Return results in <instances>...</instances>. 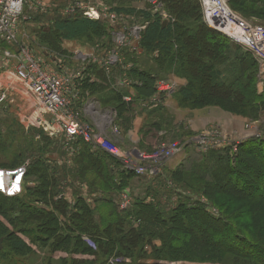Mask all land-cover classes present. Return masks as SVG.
I'll list each match as a JSON object with an SVG mask.
<instances>
[{"label": "trees", "instance_id": "obj_1", "mask_svg": "<svg viewBox=\"0 0 264 264\" xmlns=\"http://www.w3.org/2000/svg\"><path fill=\"white\" fill-rule=\"evenodd\" d=\"M164 2L170 13L165 25V18L158 10L115 8L119 12L135 14L147 23L142 30L141 47L152 63L142 65L134 52L128 50L125 54L130 62H137L129 71L132 92L112 88L108 100L96 97L106 104L113 101L122 114L135 101L142 103L156 94L157 79L174 75L185 80L174 96L183 106L190 104L200 108L215 104L236 113L244 109L243 116L251 119L264 116V95L258 93L257 87V60L251 52L244 47L242 50L241 45L210 27L203 18L199 0ZM229 2L231 8L247 18L264 21V0ZM96 33L101 34L102 47L111 49L112 40L104 41L107 38L104 36L109 37L111 30L101 20H92L82 14L57 18L53 24L36 30L34 35L37 42L65 52L59 46L62 39L81 40L95 37ZM201 42L209 48L203 57L189 56L191 51L198 53L196 44ZM155 51L158 55L153 57ZM91 66L97 68L94 64ZM96 73L100 76L98 82L101 83L98 84L103 83L101 87L112 84L103 68L98 66ZM88 78L89 75L82 81L85 91L89 90L85 87ZM89 91L91 95L96 94L93 89ZM127 95H131L129 102L124 100ZM159 97L160 101L151 108V113L161 111L156 114L158 120L150 124L148 131L151 133L167 128L173 122L166 109L161 110L166 93ZM132 119L125 120L128 126L132 125ZM46 139L47 148L39 146L34 153L37 156L31 157L23 195L8 197L0 193L8 201L4 206L0 204L1 214L6 217L0 223V237L4 238L0 264H31L36 256L32 252L37 248L38 264H227L228 255L233 256L231 264H264V134L243 140L237 150L231 146L206 154L197 153L189 143L187 149H191L192 158L166 169L164 176L160 172V178L156 179L158 188L152 186L155 179H148L150 183L142 196L133 194L131 185L128 186L141 175L124 168L122 162L108 151L93 149L92 144L80 138L74 143L77 150L73 163L67 165L63 158L68 151L61 145L60 159H53L48 153L55 150L59 153L60 149L51 148L55 140ZM107 144L113 145L109 141ZM150 147L144 149L152 152ZM255 163L261 164L260 174L255 175L256 188H237L241 169L253 172L251 167ZM230 175H234L236 185H231L234 189L227 193L230 195L227 202L217 204L215 199H209L204 203L197 199L213 194L216 186L229 185ZM30 180L34 182L30 183ZM82 183L89 187L90 203L81 188ZM167 184L177 190L178 198L174 202H164L160 197ZM67 188L72 190V201L66 198ZM179 190H182L181 194ZM125 191H129L130 204L121 208L117 199ZM239 201L243 203L241 207L230 208ZM252 211L258 215L248 218L247 222L233 219L239 220ZM227 212L234 213L233 217ZM206 221L209 224L202 227L200 223ZM17 229L23 230L24 236L16 235ZM221 229L229 231L241 244L240 248L228 245L224 241L226 236L220 235ZM209 232L214 234L213 239ZM44 251H48L49 256Z\"/></svg>", "mask_w": 264, "mask_h": 264}, {"label": "rangeland", "instance_id": "obj_2", "mask_svg": "<svg viewBox=\"0 0 264 264\" xmlns=\"http://www.w3.org/2000/svg\"><path fill=\"white\" fill-rule=\"evenodd\" d=\"M39 1L41 2L39 8H43L45 11H40V9L37 11L34 19L32 20V22L34 23V25H36V27L34 28L29 26L31 28V32L33 31L35 32L36 30L38 31V29H40L41 27H44L46 25L49 26L50 24H53V22L57 18L67 19V18L76 17L79 14L81 15L82 9H76L74 13L72 12L65 13V10L69 9L68 7H73L75 2L77 3L79 2L81 4H91L89 1L93 2L94 0H39ZM102 1L104 2L103 3L104 5L110 6L111 8L125 7V8H137L139 10H147V11L149 10L151 12H156L157 10L160 12H165L166 20L169 18L170 15L168 10L165 8L166 4L164 0H160L158 4H152L151 3L152 0H102ZM99 3L100 2L96 3L95 5L98 7ZM229 3L230 2H228V4ZM159 4H162L161 10ZM233 11H235L237 14H239L242 18H244L247 22H249L252 25L264 26V21L258 18H247L239 11L234 9ZM124 13L128 16L122 17L121 19L117 18L116 19L117 23H115L116 25L114 27L110 26V22L107 19H99L106 24L109 31L111 30V35H109V37L104 36L107 37L104 39V41H107L108 39L109 41L110 39L112 40L110 43L112 48L108 50L110 51L113 49L116 50L114 54L116 55V59L113 60L114 62L110 64V67L108 65L109 72L107 73L110 76L109 78L112 79V84L107 88L101 87L103 83L98 84L101 83L98 82L100 80V76L99 74L96 73L99 64L96 61H94L95 58H97L100 52L102 51V49L99 48L97 50L96 48L99 44H101L100 43L101 41H99V38H101L99 37L101 35L100 33H96L95 37L90 36L89 38L86 37L81 40H76L75 42H69L70 43L69 46L66 47L63 45L65 40L62 39L59 46L63 50H66L65 52H63L62 50L58 51V49L56 50V48L52 47V45L51 46L47 45L48 46L47 47L43 45L40 41H38V53H40V55L42 56L44 55L48 59L50 64L53 65L52 67L54 66L58 67V65L60 64L63 65L65 69H69L74 72L79 71L81 67H86V71H84L83 78L85 77L87 78L88 75L89 78L85 84V87L86 89L89 90L93 89L96 94L91 95L90 94L91 92L89 90H86L87 91L86 92L84 89L81 88V95L79 98V102H84L87 100L88 101L87 104L92 103L93 104L92 106L96 114L91 113L93 114V116L84 115L85 113L82 110L81 113V116L83 115L82 118L84 120L89 121L90 124L96 130V132L102 133V135L105 136V138H107L109 142L113 143V145H116L119 148H122L124 151H128L133 154L135 150L144 157L149 155L156 157V159L153 162L146 163V165L158 166L159 174L152 175V177L143 175L140 178L138 177L134 179V181L128 185L129 187L131 185L130 191L133 194L137 196L144 195L143 193L148 183H150L149 182L150 180L148 179H155L153 181L152 186L158 188L159 184L158 182H156V179L160 178L159 176L160 172L163 173L164 176L166 169L174 168L173 167L174 164H170L171 159L165 161L163 158L159 157L162 153H164L161 150L163 147H166L167 149L169 148V146L173 147V145L179 146L180 144L184 145L185 143L186 144L192 143L197 153L206 154L212 150H222L231 147L233 146V143L235 141L240 140V142H242L243 140L252 138L253 136H260V134H264L263 115L261 117H258L257 119H251L243 116L242 112H244V109H242L241 112H239L240 111L239 110L236 113V112H232L231 110L221 108L219 105H215V104H208L200 108L191 107L190 104H186L185 106L179 104L178 100L174 98V96H175V92L179 89V87L183 83H181L179 78L174 75L168 76L166 78H159L155 82L156 93L158 92L157 83L161 80H166L167 82L169 81L170 83H173L175 85V88L174 91L170 93L173 99L165 104L167 99V97H165L164 99L165 105H163L164 107L161 109V110L166 109L167 113L171 115V119L173 122L169 126H167V128L158 129L157 132L154 133L153 132L151 133L148 130L150 129L151 126L150 124L158 120L156 114L161 113V111L158 113H151V110L154 109L152 108V106L159 102L160 97L159 96L155 97L156 94L150 96L147 100H144L142 103L140 101H135L132 107L128 106V110L125 109L126 111L123 112L125 114L122 113L124 115L122 117H120V115L122 114L116 108V105L114 104L113 101L110 100V102L106 104L102 99L97 98L96 96H99L100 98L104 97V100H108L107 97H109L110 92H112V88L115 91L121 89H128L130 90V92H132L133 89L131 88V84L125 85L126 83L124 82L126 78H130L129 71H131L132 69L131 67H134L137 64V62L136 64L130 62V59L125 54V52H128L129 49L137 46V51L135 56H137V58H139L142 61V65H146V64L151 65L150 63H152L151 59L148 58L147 55H145L146 52L144 53L141 47L142 30L145 28L147 23L142 21L141 17L137 16L136 18L135 14H130L127 12ZM126 24L130 25V27L133 28L134 32H136L137 27L140 28V30H138V34L134 36L136 42L133 43V45L123 42L125 45L120 46L121 44L116 40L117 37L119 36L116 32L123 30L122 28ZM120 36H122V39H126V38L128 39V37H126L123 33H120ZM30 37L32 38V35ZM43 41L47 43L46 40ZM210 46L212 45L210 44ZM241 47L242 50L245 48L242 45ZM196 48L198 49L197 54L192 53V51L189 53V56L193 57L194 59H200V57H203L205 50L209 49L206 46H204L202 42L197 43ZM76 50L81 51L82 53L81 58L78 60H74L71 56V53H73ZM93 53L96 56L93 57ZM157 53L158 51L152 52V56L154 57V54L158 55ZM85 56H87V58H84ZM256 63L258 66V73L256 76L258 82V86H257L258 93L260 94L262 93L264 95V69L260 66V63L258 61H256ZM93 64L94 66H97V68L91 66ZM4 71H5L4 69L0 70V79ZM82 81L83 79L80 80L81 86H83ZM91 81L92 82L96 81V82L91 83ZM16 84L18 85L16 86ZM89 85L91 86L89 87ZM21 86L24 85L22 83L20 85L19 81L10 85V83L5 84L3 83V80H0V96L1 95L6 96L4 102L0 104V143L3 144V146L0 147V169H15L23 166L24 164H26V167L28 169L32 159L31 157H34L36 155L34 154L36 148H38L39 146L42 148H47V145H45L47 141L46 137H50L51 139H53V141L55 140L53 142V147L51 146V148L60 149L58 153L57 150L51 151L52 149L50 148L51 152L48 154L49 155L51 154L53 159L54 157L56 159L58 158L60 159L61 157L60 155H61L62 143L60 139L48 134V131H46L44 128L39 126V124L36 121L34 122L35 123L34 125L30 126L28 124L29 121L28 119L29 118L31 119L33 113L36 111V105L32 93L26 87H23L25 88L23 100L20 102V100L17 99L14 87L16 88L18 87L20 89ZM126 97H130V100H127ZM154 97L157 98L155 101L152 100ZM124 100H126L127 102L131 101V95L125 96ZM79 110L81 109L79 108ZM97 117H105L106 119L100 120ZM130 118H133L132 125L128 126L125 120H129ZM205 139H209L210 143L212 142L214 146L210 150L204 152L198 149L196 143H198V141H202ZM145 146H148V148L149 146H151L150 148L153 151L151 150L152 152H148L147 149L146 150L144 149ZM93 149L99 150L98 147L96 146H94ZM233 149L237 150V148H233ZM190 150L186 149V151L182 155L180 162L191 156ZM168 153L169 152H165L166 155H168ZM74 155L75 154L70 155L69 152L68 154L66 153V157L63 158L64 162H67V165H71L73 163ZM58 161L61 165L62 164L61 160ZM247 163L251 164V162L248 161ZM15 164H18V166L12 168V166H14ZM251 168L255 174L250 170L241 169L240 171L241 173L237 181L239 183L237 184V188L240 189L241 186H249L251 188H256L255 175L260 174L258 172V169L260 170L261 164L258 165V163H255ZM233 176H231L229 185L226 184L223 187L216 186L215 189L212 190L213 194L208 196L201 195V197H198L197 199H199L201 202L204 203L206 202L208 203L212 199H215L217 201V204L219 202H227V200L230 197V195L227 193L233 192L232 189H234L231 186L235 184V181L233 180L234 178ZM29 182L31 183L34 181L30 180ZM176 191L175 188L172 190V188L168 187L167 184V186L164 187L160 197L164 202L169 200H172L174 202V200L178 198V196L175 195ZM181 193L182 190H179V194ZM170 196L171 198L169 199ZM0 200H1L0 204H2L3 206L4 203L8 202L1 195H0ZM117 200L118 202H121V197H119ZM242 204H240L239 201L237 202L236 205L231 206L230 208L231 209L238 208L241 207ZM228 205L226 206L228 207ZM1 211L2 210H0V223H3L4 218L6 217H4V215L1 214ZM227 214L229 217L232 218L234 213L232 214L231 212H227ZM257 215H258L257 212L252 211L249 214L248 213L245 214L246 217L239 218V220L236 218L233 219L236 222L239 221L240 223H244L249 221L248 218L255 217ZM196 222L198 223V221ZM208 224H209L208 221L200 223L202 227H205ZM15 231H18L16 232V235L24 236V232H21L23 230L17 229ZM220 235L221 236L225 235L226 238L224 241H226L228 245L230 244L234 249L240 248L241 244L235 241V238L232 236V234L229 231H225V229H221ZM213 237L214 234L211 235L210 233V239H213ZM32 253L36 254V256L32 260L31 264H38V248L35 249L34 252ZM44 253L47 256H49L50 254L48 251H44ZM231 256L232 255L226 256V258H228L226 260L229 261L227 264H231V262L233 261L232 260L233 256L232 257ZM148 261L150 262V260ZM176 264H209V263L179 262ZM235 264H244V262L235 263Z\"/></svg>", "mask_w": 264, "mask_h": 264}, {"label": "built area", "instance_id": "obj_3", "mask_svg": "<svg viewBox=\"0 0 264 264\" xmlns=\"http://www.w3.org/2000/svg\"><path fill=\"white\" fill-rule=\"evenodd\" d=\"M89 2L92 5L75 2L73 7H68L71 10L66 9L65 13H74L76 9H82L83 16L92 20L107 19L111 27L116 25L117 18L121 19L128 16L124 12H119L115 8L104 5L102 0ZM98 2L100 3L97 7L95 4ZM158 2L160 0L151 1L152 4H158ZM228 2L229 0H199L204 20L213 29L244 46L264 69V26L250 24L233 11ZM40 4L39 0H0V70H6L8 66L13 67L15 79L32 93L36 111L31 119H28V124L30 126L34 125L36 121L39 126L48 131V134L59 138L70 155L75 154L77 147H74V143L81 138L93 146L108 151L122 162L124 168L133 171L137 175L152 177V175L158 174V166L146 165V163L153 162L156 157L151 155L144 157L135 150L132 154L116 145L109 146L107 138L102 133L96 132L90 122L82 118V110L85 113L84 115L93 116L91 113L96 114L92 103L86 105L87 101L79 102L82 88L80 80L83 79L86 67H81L77 72L65 69L60 64L58 67L54 66V68L44 55L38 53V42L34 35L32 38L18 39L20 25L31 22L39 9L45 11L43 8H39ZM161 5L159 4L160 10ZM161 14L166 19L165 12H161ZM224 21H227L228 27L233 28V31L222 28L221 25ZM122 29L116 32L119 35L116 40L121 44L120 46L125 45L123 42L133 45L136 42L134 36L138 34L140 28L137 27L136 32H134L133 28L126 24ZM120 33H123L128 39H122ZM96 48L97 50L100 48L102 51L94 61L106 72H109L110 64L116 59V55H114L116 50L110 51L102 48L101 44ZM129 50L136 54L137 46ZM71 56L74 60H78L81 58L82 53L76 50L71 53ZM94 56L96 55L93 53ZM84 58H87V56ZM124 82L125 85L132 84L130 78H126ZM174 88L173 83L161 80L157 83L158 92L155 97L161 93H166L167 97L174 91ZM155 97L152 99L153 101L157 99ZM5 99L6 96L1 95L0 104ZM126 99L130 100L129 97H126ZM105 117L97 118L105 120ZM209 139L198 141L196 143L198 149L204 152L210 150L214 144L210 143ZM239 142L240 140L235 141L233 148H237ZM187 146L188 143L179 146L173 145V147L169 146V149L167 148L164 151V155L161 154L159 157L165 161L177 157L180 162ZM165 152H169L168 155ZM26 172V164L15 169H0V193L8 197L22 195L26 187ZM81 188L84 190L87 202H92V198L87 196L88 185L82 183ZM66 198L72 201V190L70 188L66 189ZM129 204V191H125L122 193L120 206L126 208Z\"/></svg>", "mask_w": 264, "mask_h": 264}, {"label": "crops", "instance_id": "obj_4", "mask_svg": "<svg viewBox=\"0 0 264 264\" xmlns=\"http://www.w3.org/2000/svg\"><path fill=\"white\" fill-rule=\"evenodd\" d=\"M29 26H31V27H36V25H34V23L31 21V22H26V23H23V25L21 26L20 25V31H19V35H18V39H28V38H30V36L32 35H34V31H33V29H32V31L33 32H31V28L29 27ZM76 40H65V42H64V46L66 47V46H69V42H75ZM67 42V43H66ZM0 53H1V51H0ZM8 68V69H7ZM6 68V70L4 71V73L1 75V79L0 80H3V83H5V84H8V83H10V85L11 84H13V83H16V82H18V80H16L15 79V74H14V69H13V67H11V66H8ZM3 77V78H2ZM184 79H180V82L181 83H184ZM20 83V82H19ZM18 84H16V86H17ZM20 85H21V83H20ZM23 87H25V86H21V88L19 89L18 87L16 88V87H14V89H15V93H16V96H17V99L18 100H20V102L23 100V98H24V90H25V88H23ZM28 91V90H27ZM29 92V91H28ZM130 98V97H129ZM173 99V97L171 96V95H167V99H166V102H165V104L167 103V102H169V101H171ZM89 100V99H88ZM97 100H99V99H97ZM87 101V100H86ZM88 102V101H87ZM101 102V101H100ZM86 105H87V103H86ZM179 162V158H177V157H175V158H173L172 160H171V162H170V164H174V166L177 164Z\"/></svg>", "mask_w": 264, "mask_h": 264}, {"label": "bare ground", "instance_id": "obj_5", "mask_svg": "<svg viewBox=\"0 0 264 264\" xmlns=\"http://www.w3.org/2000/svg\"><path fill=\"white\" fill-rule=\"evenodd\" d=\"M221 26H222V28H225L227 31H228V30L233 31V28H232L231 26H230V27H231L232 29H230V28L228 27L227 21H224V22L222 23ZM168 149H169V148H168ZM165 150H166V148L163 147V148H162V151L164 152ZM162 154H163V153H162ZM163 155H164V154H163ZM147 159H149V157H147Z\"/></svg>", "mask_w": 264, "mask_h": 264}, {"label": "water", "instance_id": "obj_6", "mask_svg": "<svg viewBox=\"0 0 264 264\" xmlns=\"http://www.w3.org/2000/svg\"><path fill=\"white\" fill-rule=\"evenodd\" d=\"M167 23V20H164L163 24L165 25ZM3 241H4V238L0 237V248L3 247Z\"/></svg>", "mask_w": 264, "mask_h": 264}]
</instances>
